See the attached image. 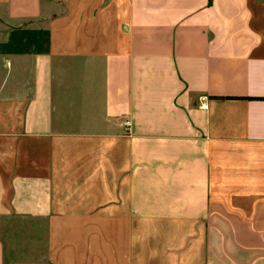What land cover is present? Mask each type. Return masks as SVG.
<instances>
[{"label":"crops","instance_id":"1","mask_svg":"<svg viewBox=\"0 0 264 264\" xmlns=\"http://www.w3.org/2000/svg\"><path fill=\"white\" fill-rule=\"evenodd\" d=\"M263 97L264 0H0V264H264Z\"/></svg>","mask_w":264,"mask_h":264},{"label":"built area","instance_id":"2","mask_svg":"<svg viewBox=\"0 0 264 264\" xmlns=\"http://www.w3.org/2000/svg\"><path fill=\"white\" fill-rule=\"evenodd\" d=\"M124 127H125L126 131H128V129L130 127V123L127 119L124 121Z\"/></svg>","mask_w":264,"mask_h":264},{"label":"trees","instance_id":"3","mask_svg":"<svg viewBox=\"0 0 264 264\" xmlns=\"http://www.w3.org/2000/svg\"><path fill=\"white\" fill-rule=\"evenodd\" d=\"M261 100H264V97Z\"/></svg>","mask_w":264,"mask_h":264}]
</instances>
